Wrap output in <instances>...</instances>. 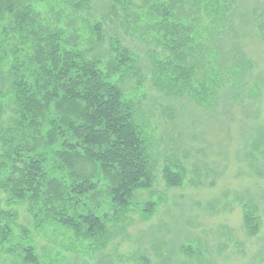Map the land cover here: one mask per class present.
I'll use <instances>...</instances> for the list:
<instances>
[{
  "label": "trees",
  "instance_id": "obj_1",
  "mask_svg": "<svg viewBox=\"0 0 264 264\" xmlns=\"http://www.w3.org/2000/svg\"><path fill=\"white\" fill-rule=\"evenodd\" d=\"M36 1L0 0V192L9 208H0V247L9 257L0 264L55 261L41 259L15 206H25L37 232L57 227L101 253L125 233L127 213L147 219L156 211L161 197L138 201L137 193L152 194L157 172L166 187L186 176L180 160L156 163L153 129L134 94L145 73L122 40H104L107 18L113 24L134 17L140 39L154 45L148 81L163 96L188 97L210 112L222 98L264 84L251 80L254 64L239 43L225 41L237 0H102L105 13L92 16L94 0L42 9ZM257 7L250 17L264 42V0ZM255 125L244 135L242 156L264 177V120ZM240 205L242 228L253 236L260 230L257 206L251 199ZM204 257L197 241L136 263L212 264Z\"/></svg>",
  "mask_w": 264,
  "mask_h": 264
},
{
  "label": "rangeland",
  "instance_id": "obj_2",
  "mask_svg": "<svg viewBox=\"0 0 264 264\" xmlns=\"http://www.w3.org/2000/svg\"><path fill=\"white\" fill-rule=\"evenodd\" d=\"M237 1L234 26L228 33L232 39L225 41L229 45L233 41L239 43L253 62L251 80L264 79V42L257 34L255 18L250 17L253 7L262 6L263 0ZM53 3L61 5V0H37L35 6L42 9ZM104 8V1L94 0L91 16L105 13ZM133 18L127 16L125 23L116 18L113 24L107 18L102 24L104 40L108 43L118 37L137 55L138 66L145 75L144 86L134 90V94L140 96L143 113L153 129L154 143L160 152L156 163L160 165L167 158L183 162V182L177 187H166L157 172L152 194L137 193L138 201L161 197L156 211L147 219L136 211L127 213L125 233L116 235L101 253L79 246L72 235H64L57 227L37 232L23 204L15 206L18 223L30 229L41 259L45 255L48 260L55 259L44 264H137L142 255L156 262L157 252L182 244L193 248L197 241L204 258L212 264H264V177L251 173L242 156L245 133L256 126V121L264 120V84L259 85L258 92L245 91L247 86L237 98H222L220 107L210 112L188 97L161 95L148 81V60L154 45L146 47ZM256 107L259 114L255 121ZM4 199L0 192V208L8 210ZM240 199H251L257 206L260 230L253 236H247L242 228ZM102 208L111 209L109 204ZM3 260L9 257L0 247V263Z\"/></svg>",
  "mask_w": 264,
  "mask_h": 264
}]
</instances>
